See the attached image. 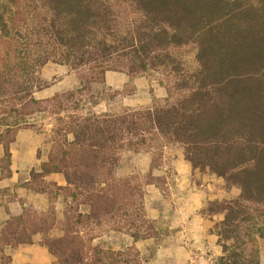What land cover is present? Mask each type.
Segmentation results:
<instances>
[{"label": "trees", "instance_id": "obj_1", "mask_svg": "<svg viewBox=\"0 0 264 264\" xmlns=\"http://www.w3.org/2000/svg\"><path fill=\"white\" fill-rule=\"evenodd\" d=\"M191 51L192 69L185 64ZM50 63L78 71L81 88L35 97L51 84L40 76ZM110 70L161 72L168 101L62 115L66 102L104 82ZM49 105L57 121L48 159L26 185L48 192L52 202L38 215L25 210L8 219L1 244L32 243L40 233L53 264L135 262L128 250L93 245L85 230L119 218L136 240L152 237L139 185L117 179L115 168L123 150L150 149L161 140L179 144L194 170L240 190L206 207L224 214L213 227L223 247L218 264H264L250 231L257 218L264 221V0H0L1 177L11 176L17 131ZM55 172L67 183L54 191L43 179ZM61 192L71 204L58 219L53 202ZM56 224L63 233L49 235ZM2 264H10L8 257Z\"/></svg>", "mask_w": 264, "mask_h": 264}, {"label": "rangeland", "instance_id": "obj_2", "mask_svg": "<svg viewBox=\"0 0 264 264\" xmlns=\"http://www.w3.org/2000/svg\"><path fill=\"white\" fill-rule=\"evenodd\" d=\"M193 59V51L185 55L187 68L192 69ZM40 76L51 82L49 86L34 91V96L40 99L81 88L78 71L67 65L50 63L41 69ZM162 79L164 74L156 70L138 75L107 71L104 82H94L90 90L74 96L73 100L78 103L66 102L70 108L62 115L67 116L73 110L83 114L119 113L126 109L163 105L169 95ZM51 109L52 105H49L47 110L36 112L29 118L28 126L17 131L10 143L11 176L1 177L0 160V230L8 219L25 210L34 215L49 210L50 194L37 191L26 183L31 179V171L40 168L48 159L51 132L57 121V115ZM2 131L0 126V133ZM3 153L0 143V158ZM154 157L158 159L156 164L152 162ZM115 177L139 185L141 194L137 197L153 235L136 240L125 227L121 228L119 218L108 219L86 228L85 235L90 237L93 245L128 250L135 260L131 264H218L223 247L213 227L224 214L211 213L206 207L214 201L223 203L235 198L239 188L227 185L213 172L194 170L179 144L161 140L153 142L150 149L123 150ZM43 180L54 191L55 184L67 183L65 175L59 172L48 174ZM65 196L61 192L53 202L58 219L71 204V197ZM79 208L88 210L84 205ZM250 231L251 248L257 249L264 261V221L257 218ZM62 233L59 224L49 231L51 236ZM42 238L43 234L37 233L32 243L18 246L0 243V264L2 256L8 257L10 264H53L56 257L42 243Z\"/></svg>", "mask_w": 264, "mask_h": 264}]
</instances>
